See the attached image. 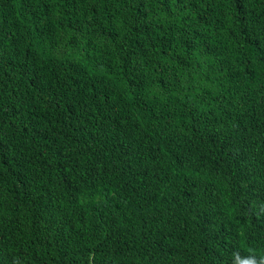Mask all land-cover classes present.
<instances>
[{
    "label": "trees",
    "instance_id": "trees-1",
    "mask_svg": "<svg viewBox=\"0 0 264 264\" xmlns=\"http://www.w3.org/2000/svg\"><path fill=\"white\" fill-rule=\"evenodd\" d=\"M264 264V0H0V264Z\"/></svg>",
    "mask_w": 264,
    "mask_h": 264
},
{
    "label": "clouds",
    "instance_id": "clouds-1",
    "mask_svg": "<svg viewBox=\"0 0 264 264\" xmlns=\"http://www.w3.org/2000/svg\"><path fill=\"white\" fill-rule=\"evenodd\" d=\"M242 264H257V261L254 257L243 259Z\"/></svg>",
    "mask_w": 264,
    "mask_h": 264
}]
</instances>
